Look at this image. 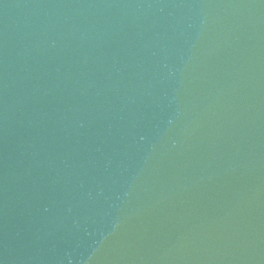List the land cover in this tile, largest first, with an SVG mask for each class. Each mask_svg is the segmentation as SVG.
<instances>
[{
    "label": "water",
    "instance_id": "1",
    "mask_svg": "<svg viewBox=\"0 0 264 264\" xmlns=\"http://www.w3.org/2000/svg\"><path fill=\"white\" fill-rule=\"evenodd\" d=\"M264 151V0H123Z\"/></svg>",
    "mask_w": 264,
    "mask_h": 264
}]
</instances>
